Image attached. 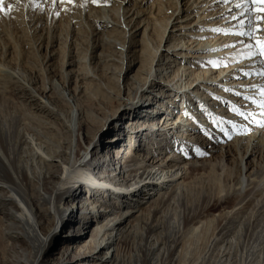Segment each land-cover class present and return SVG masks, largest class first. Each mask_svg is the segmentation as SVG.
Listing matches in <instances>:
<instances>
[{"label": "bare ground", "instance_id": "obj_1", "mask_svg": "<svg viewBox=\"0 0 264 264\" xmlns=\"http://www.w3.org/2000/svg\"><path fill=\"white\" fill-rule=\"evenodd\" d=\"M230 2L207 0L203 3L205 11L202 16L197 15L194 22V26L200 28L198 35H191L192 43L197 45L195 50L211 52L208 58L226 56L223 62L227 68L218 77H221L219 82L222 84L217 83L218 79L214 77L208 80L200 78L198 81L204 84H199V87L205 90H209V84L228 89L227 81L236 82V77L240 76L236 73L248 65L238 62V59L242 61L252 52L240 46L229 47L237 45L241 39L248 45L247 38L212 31H244L233 17L247 13L248 16L244 17L247 22L249 10L253 8L256 12L261 4L259 0H237L235 3L242 6L228 16L233 7L228 5ZM178 4L176 0V7ZM217 8H220L218 12ZM192 11L189 8L184 11L185 15L182 13L184 21L193 20L190 19ZM109 12H102L97 29L112 26L107 21L111 19ZM179 13L178 10V16ZM117 15L119 22L125 17L120 11ZM209 34H213V38ZM104 37L108 36L105 34ZM180 44L176 46L179 51L183 48H179ZM124 47L121 48L123 57ZM130 48L127 52L132 53ZM124 58L122 65L128 56ZM171 60L169 56L162 58L161 55L143 85L133 77L132 98H122L121 91L116 95L107 84L111 96L103 97L105 104L100 110L79 97L83 88L81 81L77 82L78 92L71 87L76 83L71 72L65 74L64 83L60 73L57 74V68H53V75L43 82L31 66L22 63L19 68L5 61L12 73L7 86H4L7 81L0 80L2 89H6L4 94L3 91L0 93V264H250L253 258L261 259V264H264V186L259 179L264 169V115H261L264 107L260 106L264 104V96L262 100L257 99L260 104L253 108L251 124L246 125L250 133L248 146L251 143L248 157L245 160L240 158L235 169L229 168L226 160L218 159L210 168L211 172L195 179H200L195 183L196 187L183 186L182 181L192 172H203L202 162L188 163L184 162L185 158L175 156L167 163L162 162L165 144L161 146L159 140L152 137L166 134L167 128L157 127L155 130L153 126L143 125L133 131V137H129L130 142L132 139L143 142V145H137L133 154L131 150L129 155L116 149L114 159L107 157L103 163L98 159L96 163L87 161V157L94 156L98 148L117 146L125 132L118 130L116 138L109 143L99 138L97 144H92L88 136H96V131L106 123L110 124L120 109L127 114L136 113L142 100L154 92L148 88H155L154 80L162 77L163 73L183 85L179 87L182 95L188 93L191 84L186 77L189 73L185 71L180 77L171 70ZM253 64L248 82L261 77L257 84L264 89V76L259 75L262 62L256 58ZM180 69L185 70V67ZM131 71V65L127 64L125 75ZM123 72L124 66L119 76ZM116 80L122 90L120 79ZM245 85L246 82L237 84L239 87ZM152 105L148 104L150 108L146 113L153 114ZM135 113L133 117H136ZM167 120L164 119V127L169 126ZM182 120L180 124L188 127L189 123L184 124ZM207 126L203 123V128ZM219 141L207 136L203 143L207 149L204 153L210 155ZM143 146L147 155L144 161L136 155V150L139 152ZM193 152L189 151L187 157ZM197 154L200 155V151ZM159 156L161 158L157 160L155 157ZM255 156L260 161H256L254 166L249 158ZM253 190L256 191L252 193ZM77 201L80 202L79 210L74 207ZM87 205L92 206L90 210L84 207ZM77 210L82 213L78 219L73 215ZM94 222V226L89 228ZM83 227L89 230L85 231L89 237L87 241L72 236L80 230L83 233L82 229L86 230ZM140 232L143 233L139 237ZM138 237L139 244L135 242ZM56 242L62 243L60 249L50 251L48 257L44 255ZM135 245L140 253L129 260L124 253Z\"/></svg>", "mask_w": 264, "mask_h": 264}, {"label": "rangeland", "instance_id": "obj_2", "mask_svg": "<svg viewBox=\"0 0 264 264\" xmlns=\"http://www.w3.org/2000/svg\"><path fill=\"white\" fill-rule=\"evenodd\" d=\"M102 1L103 0H98V4L94 5L91 3V0H74V4L68 3V0H57L54 7L52 0H39L35 5L31 3V0H3L5 11L0 12V80H3L4 83L7 81L4 86L8 85V79H10L9 77L12 73L6 65L7 61L14 67H19L22 63L29 65V67L31 66L36 70V73L41 76L43 82H45L44 79L47 80V78L49 79V77L53 75L51 70L57 68V74L58 72L60 73L62 76L61 81L64 83L66 82L63 80L65 79V74L67 73L68 75L69 72L73 74V77L76 78V83L71 86L73 89L75 88V90H77V82L78 80L81 81L83 88L79 92V97L83 98V100L85 99V103L89 101L87 103H90L92 108L100 110L105 104L103 97L111 96L110 88L107 84L111 85L110 87L114 89L116 95H119V91H121L122 98H132V90L135 87V85H132V78L136 77L143 85L144 80L149 76L150 70L152 69L153 71V69L156 68L158 58H160L161 55L162 58L167 55L172 58L170 62L171 70L176 71V74H180V77L185 71L187 74L189 73L188 76L186 75V78H188V80L190 79L191 84L188 93L186 92L182 95L179 87L183 85L178 84L172 76V78L170 76L167 77L164 73L162 77L154 80L156 87L152 88L153 90L150 89V87L148 88L147 83L145 88H148V91L154 92L148 93V97L144 98L140 103V108H138L136 113L133 112L136 117H133L132 113L127 114L120 109L117 111L114 116L115 119L110 124L106 123L101 130L96 131V136H88V140L91 141L92 144H97L99 138H102L101 140L104 143H109L113 138H116V135L119 133L118 130H124L125 136L123 140L118 143L117 146H107L105 144L108 149L107 147L106 149L103 147L98 148V150L94 152V156L87 157V161L96 163L98 159L101 161L100 163H103L107 160V157H112V159H114L115 154L113 153L116 149H121L122 152L124 151V154H133L134 149H137V145H143V142H140L139 139H132L130 142L129 137L135 135L133 131L140 129L143 125L147 126L148 124V126H153L155 130L157 127L161 129L167 128L168 130L166 134L162 136L152 137L159 140L161 146L165 144L163 154L161 155L162 162L167 163L175 156L185 158L184 162L197 163L199 161L198 164L201 162L204 164V171H200L201 173L198 172L200 174L192 172L182 181L183 186L194 185V187H196L197 185H195V183L197 184L200 179L197 181L195 179L202 174L211 172L210 168L213 164L217 163L218 159L226 160L228 167L231 169L238 167L239 159L243 158V160H245L250 150L249 146L251 143H249L248 146L250 133L249 129L246 128V125L251 124L250 113L254 112L255 109L253 108H255L257 104H260L257 99H263L260 93L262 87L260 88L257 84L259 81L258 79L261 77H258L255 82H248L251 80L249 71L255 66L253 63L256 59H249L250 61L246 58L242 61L240 58L238 59V62L247 63L248 65L242 67L244 70L236 73V75H240L241 77H236V79H238L234 82L235 84L232 83V80L227 81L229 83L228 89L209 84L208 86L211 87L209 90H205L199 87V84L204 83H200L198 80L200 78H206L208 80L210 77L218 79L219 73L227 68L226 62H223V58L226 59V56L217 57V55H215L208 58L211 52L196 51L197 45L192 43L194 40L191 39V35H198L200 31V28L194 26V22L197 20V15L202 16V12L205 11V9L203 10L205 6L203 3L207 2V0H178L179 4L177 7L176 0ZM235 1L237 0L231 1L228 4L233 5L231 9L232 13H228V16L239 10V8L236 7L238 2L235 3ZM9 6H11L10 9ZM259 7H264V5L259 4ZM189 8H191V11L193 10L190 14V19L193 20L184 21L183 15L186 14L184 11ZM220 8H217L216 11H219ZM260 8H258V10ZM196 9L199 10L196 11ZM106 10L110 11L109 14L111 15V19L107 21H109L112 26L108 29L100 27L97 29V23L101 24L102 12ZM178 10L181 12L179 16L177 15ZM258 10L256 12L253 8L249 10L252 44H255L257 39L264 40V32H256L258 26L264 28V22H261L259 25L257 24V20L261 16H264V13H260ZM119 11L120 13L123 12L125 15L124 19L120 22L117 18ZM137 13H141L140 16L142 17L137 16ZM219 20L220 18L215 22L218 24ZM97 32L99 33L98 36H96ZM105 34L108 37L105 38ZM125 35L127 36L126 39ZM209 35L210 38H213L211 37L213 34ZM187 40H190V42ZM203 40L204 39H202V42ZM240 41L241 40H238V44L233 48L240 46V48L248 52H253V50L256 51L258 48L257 45L256 48L249 50L246 42L241 43ZM178 44H180L179 48L183 47L181 51L176 48ZM122 46H125L123 53L124 57L128 56V60L126 59L127 62H124V65H122L125 59L122 55ZM129 47H131L132 53L127 52ZM155 53L156 58L154 59ZM153 59L155 61L152 63ZM258 60H261L262 65L259 67L264 71V58L258 57ZM127 64L128 66L129 64L131 65L132 71L125 75ZM122 66H124V72L119 76ZM181 67H185V70L180 69ZM245 70H248V72L246 73ZM87 76H90V78H87ZM94 76L98 79H94ZM182 78L184 80V77ZM116 79H120L122 90L119 89ZM220 79L221 77L216 82L222 84L219 82ZM149 82H151V79ZM244 82H246L245 87L237 86V84H242ZM48 87L50 91V85ZM256 88L259 91H257ZM2 91L4 94L6 89L3 90L0 85V93ZM9 91L11 90L9 89ZM10 93H12V91ZM241 94L244 95L241 96L243 99L239 97ZM113 97H115V95H113ZM38 99L45 102L42 98ZM148 104H153L151 106V109L154 110L153 114L146 113L148 108H150ZM155 104L157 105L154 106ZM158 104L161 106L159 107ZM156 112H158V114H156ZM245 112H247V114H245ZM101 118L102 117H100V119ZM165 118L168 119L167 123L169 126L166 125L164 127ZM180 120L184 121V124H186V122L189 123L188 127L182 126ZM203 123H205L206 126L209 124V128L207 126L204 127V129ZM210 127L212 128L211 131H209ZM207 136L211 139L220 140L217 148L214 149L213 152H210V155L204 153L207 149L203 143L206 141ZM229 136L231 137L230 139L228 138ZM87 142L86 140V143ZM262 148V150H264V147ZM130 150L132 151L131 154L129 152ZM145 151L146 147L144 146L139 152L136 150V155H140L137 156L138 159L142 161L146 159L147 155ZM189 151L194 152L193 155L188 158L187 155ZM198 151H200V155L197 154ZM161 157L155 158L158 160ZM249 159L254 166L256 161H260L259 157L254 158L253 161L251 157ZM181 166H183V164ZM174 170L175 169H173V171ZM263 178L264 169L259 178L261 180V185L264 186ZM192 182L194 184H192ZM255 191L256 190H253L252 193ZM141 194H144V192ZM84 195L86 196V193ZM83 198L84 196H82V199ZM74 204V207L76 206L79 210L80 202L77 201ZM126 206L127 204H124V207ZM84 207L90 210L92 206L87 205ZM78 210L76 214L75 212L73 214L76 219L82 215ZM93 213L94 212H92V214ZM94 224L95 222L91 224L89 228L94 226ZM83 228H86V230L82 229L84 234L81 230L79 232L83 235L78 233L72 236L81 238V241L89 240V237H87L88 235L85 233V231L89 232V230H87L88 227ZM141 233L143 232L138 233V236L139 234L141 235ZM139 237L135 241L138 244L141 243ZM189 243L187 244L190 245ZM187 244L186 247L188 246ZM61 245L62 243L56 242V244L52 245V247L47 249L46 253L44 252L43 254L47 256L50 251L59 250ZM137 249L136 245L133 246L131 249H128L129 251H125L124 256H127L126 258L131 260L136 254L140 253ZM47 257L44 258L46 259ZM254 260L256 259L253 258L250 264H261V259Z\"/></svg>", "mask_w": 264, "mask_h": 264}, {"label": "snow or ice", "instance_id": "obj_3", "mask_svg": "<svg viewBox=\"0 0 264 264\" xmlns=\"http://www.w3.org/2000/svg\"><path fill=\"white\" fill-rule=\"evenodd\" d=\"M39 0H31V3H33L34 5L36 3H38ZM226 2H230V0H226ZM259 2L264 5V0H259ZM57 3V0H52V4L55 7V4ZM68 3H72L74 4V0H68ZM91 3L94 5L98 4V0H91ZM242 5L238 4L236 5V7H241ZM11 6H9L10 9ZM5 9L3 7V0H0V12H4ZM260 13H264V7H261L258 10ZM58 15V13H57ZM248 14L247 13H239L237 16L233 17V20H236L239 22V26L244 28V31H232V32H222L220 29H213L212 31L217 32L218 34H223V35H239L242 38H247L249 40V43L247 45V48L249 50H251L252 48H256V46L258 45V48L256 51L251 52V55L247 56L246 59H250V60H255L258 57L264 58V40L261 39H257L255 44L251 43V37H252V33L250 31L251 28V18L248 17L247 22L245 21L244 17H247ZM261 22H264V16H261L258 20H257V24L259 25ZM256 32L260 33V32H264V28L261 27H257L256 28ZM241 43H243V39H241L240 41ZM229 47H235V45H230ZM218 66V65H215ZM259 75L264 76V71L260 72ZM261 95L264 96V89H261ZM261 107H264V104L260 105ZM261 115H264V113H261ZM229 139L231 138L230 136L228 137Z\"/></svg>", "mask_w": 264, "mask_h": 264}]
</instances>
